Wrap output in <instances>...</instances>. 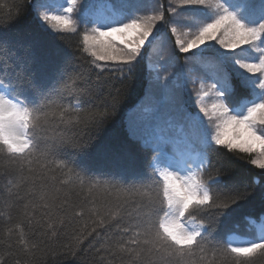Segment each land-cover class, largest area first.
<instances>
[{"label":"snow or ice","instance_id":"1","mask_svg":"<svg viewBox=\"0 0 264 264\" xmlns=\"http://www.w3.org/2000/svg\"><path fill=\"white\" fill-rule=\"evenodd\" d=\"M172 3L179 7H170L173 19L165 21L163 12L141 0H0V28L25 8L56 33H77V12L91 25L80 33L87 67L57 53L38 73L31 43L22 46L21 57L0 39V200L23 218L5 228L0 264L78 258L90 238L93 264H264V211L258 223L242 217L252 225L251 235L233 234L232 228L220 234L234 205L255 196L264 207V188L255 192L247 183H225L222 163L211 171V153L219 148L246 154L248 164L264 170V0ZM162 21L171 25L175 49L157 68L151 52ZM237 49L258 56L235 59L243 71L233 73L228 66ZM177 51L190 53L186 59L203 73L198 112L188 111L181 100L178 81L185 74L176 64ZM142 59L152 69L145 93L150 106L141 104L138 118L129 120L128 138L155 153L146 161L152 176L128 177L122 171L104 180L89 178L80 162L121 106L119 90L102 95L99 76L115 66L131 83ZM234 79L249 96H240ZM159 91L165 92L163 100L157 99ZM209 96L211 104L205 103ZM201 113L215 120L214 131ZM113 158L120 162L118 150ZM72 191L82 198L74 210ZM2 215L11 218L10 211ZM62 235L71 242L57 248Z\"/></svg>","mask_w":264,"mask_h":264},{"label":"trees","instance_id":"2","mask_svg":"<svg viewBox=\"0 0 264 264\" xmlns=\"http://www.w3.org/2000/svg\"><path fill=\"white\" fill-rule=\"evenodd\" d=\"M27 4L28 0H24ZM141 2L150 8L155 9L158 12H163L165 21L173 19L170 7L178 8L179 6L172 3V0H141ZM150 2V4H149ZM149 5H146V4ZM2 15V13H0ZM73 18L77 20L78 32L77 33H56L51 29H48L46 25L43 27L34 18V15L30 8L21 10V14L9 27L0 28V39H6L10 45L16 50L17 54L21 57L26 55L23 45L32 44V52L35 54L36 63L32 65L33 69L38 73L41 66L48 61L58 59L57 53L61 56L70 55L74 58H79L81 63H84L87 67L86 61L88 58L80 51L81 39L80 33L90 28L91 25H86L80 17V14L74 13ZM162 21L158 24V39L154 41L155 51L151 52L152 61L156 64L157 68L159 63H163L167 58L170 51L175 49V39L171 34V25ZM187 29H182L186 31ZM246 47V46H245ZM151 51V49H150ZM237 55L233 59V63L230 64L229 71L235 73L238 69V65L234 64L235 59H245L251 61L254 56H258L257 53L249 51L236 50ZM147 55V53H146ZM191 54L178 53L176 55V64L178 68L184 70L185 77L181 78L178 83L183 85L178 89L181 100L190 112H196V92L199 88V77L203 76L202 71L198 66L194 65L186 57ZM159 62V63H157ZM189 69H195L193 72H189ZM151 65H149L146 59H142L137 65L134 76L131 83L129 80L123 79L121 72L113 66L108 68L99 76V80L103 85L102 95L107 93H115L117 90L120 92L121 106L118 109L117 115L106 123L102 132L99 134V138L95 140V143L89 152L87 158L81 160L80 165L82 168H87L89 178L93 179H107L112 174L119 175L122 171L128 177L135 175L137 178H151V169L146 167V161L152 159L155 155L151 149H145L144 146L138 141H132L128 138V123L129 120H136L139 116L138 107L141 104L150 106V102L145 99V93L149 87L148 72L151 71ZM172 69H169L171 71ZM243 71V70H239ZM95 73H93V79H95ZM153 77L155 72L152 73ZM161 82L166 75L165 72H161ZM245 75H251L245 73ZM196 77V83H192V78ZM233 83L237 86L240 96H249V90L240 89L239 81L234 79ZM171 87L175 88L176 85L172 84ZM166 91V90H165ZM165 96L164 91L157 92V99L163 100ZM209 125V124H208ZM87 137H85L86 139ZM119 151L121 157L120 162H116L113 158V152ZM167 152H173V149L169 146L166 147ZM213 168L212 173L215 174V169L223 164L224 170L227 175L224 178L225 183H247L250 186V190L259 192L261 188H264V170H260L247 163L248 157L246 154L230 153L223 148H219L217 151L211 153ZM79 170V169H78ZM258 182V183H257ZM217 187H219L217 185ZM81 196L77 195L76 191H72L70 204L73 210L81 205ZM234 211L230 212L229 216L223 218L224 224L221 226L220 234L227 228L233 229V234L238 235H251L252 225L242 219L245 215H250L257 223L260 219L261 211H264V207L261 206L258 197L250 198L247 201H241L238 206H233ZM10 211V219L5 220L3 213ZM19 211L16 208L6 210L3 207V201L0 200V240L4 239V230L7 227H12L21 221ZM238 225V227L236 226ZM25 231H30V226L26 221L22 224ZM62 232L70 231V229H61ZM102 235L104 230H100ZM254 231V229H252ZM118 236L114 234L113 239ZM89 241H85L82 246L84 251H81L78 258L71 256L60 257L57 259L56 264H93L95 260L94 249L90 248ZM71 240L67 236H60L56 242V247L59 248L63 243H70ZM96 244V247H99ZM48 264H52V259L49 258ZM258 264L261 262L258 261Z\"/></svg>","mask_w":264,"mask_h":264},{"label":"rangeland","instance_id":"3","mask_svg":"<svg viewBox=\"0 0 264 264\" xmlns=\"http://www.w3.org/2000/svg\"><path fill=\"white\" fill-rule=\"evenodd\" d=\"M84 2H87V0H81V3H84ZM150 4V2H149ZM148 3L146 5H149ZM55 10V9H53ZM79 12H77L78 14ZM214 43V42H212ZM217 48H219V45H216ZM221 51H225L224 49H221ZM213 101V97L212 96H209L206 100H205V103L207 104H211ZM196 112H198V106H197V101H196ZM202 117H203V114L201 113L200 114ZM203 120H204V124L205 126L207 127H210L213 131H214V126H215V120H212V121H209V119L207 117H203ZM209 124V125H208ZM170 147L172 148V146L170 145ZM173 149V148H172ZM169 155H172L173 152H168Z\"/></svg>","mask_w":264,"mask_h":264}]
</instances>
